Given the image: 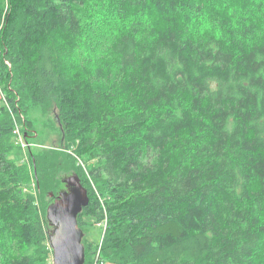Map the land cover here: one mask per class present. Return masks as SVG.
Here are the masks:
<instances>
[{"label": "trees", "instance_id": "1", "mask_svg": "<svg viewBox=\"0 0 264 264\" xmlns=\"http://www.w3.org/2000/svg\"><path fill=\"white\" fill-rule=\"evenodd\" d=\"M0 91V264H52L66 164L84 264H264V0H0ZM39 105L69 153L28 149L35 197Z\"/></svg>", "mask_w": 264, "mask_h": 264}, {"label": "water", "instance_id": "2", "mask_svg": "<svg viewBox=\"0 0 264 264\" xmlns=\"http://www.w3.org/2000/svg\"><path fill=\"white\" fill-rule=\"evenodd\" d=\"M56 119L58 122V117ZM62 182L65 189L59 191L46 208V219L51 226L48 235V245L52 250L51 262L84 264V233L78 225L77 216L89 202L88 192L76 173L62 178Z\"/></svg>", "mask_w": 264, "mask_h": 264}, {"label": "rangeland", "instance_id": "3", "mask_svg": "<svg viewBox=\"0 0 264 264\" xmlns=\"http://www.w3.org/2000/svg\"><path fill=\"white\" fill-rule=\"evenodd\" d=\"M28 117L30 119V124L32 128L31 131L32 137L29 138L28 140H24L22 133L21 132L18 133L15 131L16 142L18 147H16V149L11 153L10 157L18 161H24V163H26L31 176L27 191H29L32 195L37 197L36 181L32 172L28 149L30 148L33 150H41V151L53 150L55 152H59V154L64 153L63 151L69 153V150L62 148L61 146L62 134L60 132L59 125L55 119V110L52 109V107L43 108V106L41 105L35 106L34 108H31L29 110ZM22 120H24V117H22ZM19 136L21 137V141L19 140ZM65 166H66L65 168L59 170L57 173V178L60 181L62 180V178L74 173L72 170L69 169V165L66 164ZM61 183L62 185L58 189L57 193L65 189V184L63 182ZM83 218L86 222V224H84L83 227H80L84 233L83 238L85 237V239L88 241L98 242L99 243L98 245H100L102 242L104 229L101 227L99 223L92 222L93 220L91 217L84 216ZM51 258H52V250H51L50 259Z\"/></svg>", "mask_w": 264, "mask_h": 264}, {"label": "built area", "instance_id": "4", "mask_svg": "<svg viewBox=\"0 0 264 264\" xmlns=\"http://www.w3.org/2000/svg\"><path fill=\"white\" fill-rule=\"evenodd\" d=\"M2 97H3V94H2L1 91H0V99H3ZM15 131L18 132V133H20V131H19L18 128H16ZM19 140L21 141V137H20V136H19ZM94 264H98V263L95 261Z\"/></svg>", "mask_w": 264, "mask_h": 264}]
</instances>
